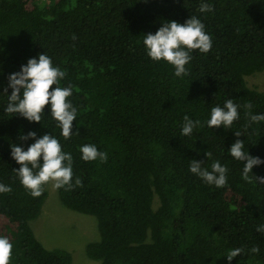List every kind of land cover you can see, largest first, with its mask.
<instances>
[{"label":"trees","instance_id":"16d2710c","mask_svg":"<svg viewBox=\"0 0 264 264\" xmlns=\"http://www.w3.org/2000/svg\"><path fill=\"white\" fill-rule=\"evenodd\" d=\"M201 2L0 0V183L12 188L0 194V237L13 245L10 264L72 261L68 249L44 247L29 226L47 191L33 198L10 154L12 144L27 150L35 142L19 139L29 131L51 134L72 155L73 189L57 194L64 206L95 216L99 238L86 253L98 264H264V234L256 231L264 225V184L245 182L243 162L228 151L241 139L264 160V121L245 130L243 107L251 102L253 114H264V92L246 80L264 70V0H203L214 9L204 13ZM192 16L212 47L193 51L189 74L178 78L173 66L147 56L144 34ZM44 53L66 73L59 86L72 88L77 116L68 140L47 106L40 123L4 111L8 76ZM227 99L240 106L239 119L229 129L209 128L211 109ZM185 115L202 125L187 137ZM87 144L107 161L82 160ZM191 160L209 171L218 160L228 168L227 185L206 184L189 171ZM252 173L264 177V164ZM238 247L245 251L229 262L228 251Z\"/></svg>","mask_w":264,"mask_h":264},{"label":"clouds","instance_id":"9594fccd","mask_svg":"<svg viewBox=\"0 0 264 264\" xmlns=\"http://www.w3.org/2000/svg\"><path fill=\"white\" fill-rule=\"evenodd\" d=\"M210 3L201 2L199 12L213 11ZM75 39V36H73ZM143 44L146 54L153 61H164L174 68V75L178 78L189 74L186 65L192 59L191 53L199 50L207 53L212 47V38L205 31V25L196 16L188 18L184 23L167 21L155 32V34H144ZM66 73L60 68L53 66L51 58L44 54H39L38 58L28 59L20 70L8 76V85L4 89H11V94L7 95L8 103L4 111L11 116L19 115L29 122L40 123L47 106L52 119L57 122L61 129V135L68 140L73 135V121L77 116V110L68 99L72 95V88L61 87L60 81ZM55 86V87H53ZM232 99H227L223 107L215 106L211 109L210 119L207 120L209 128L229 129L233 123L239 119L238 108ZM245 116L249 123L245 125V130L252 124L264 121V114H253V105L248 102L243 105ZM202 126L199 120L193 121L187 115L183 117L181 129L182 136H191L193 129ZM79 135V133H76ZM236 137L243 136V131L234 132ZM21 141L33 139L35 142L24 150L22 146L10 145L11 157L19 165L18 170H14L20 179L22 186L33 197L42 195L44 188L49 183L54 189L63 188L65 191L73 189V157L70 153L62 150V146L57 138L51 134H44L37 138L34 131H29L27 135H21ZM244 142L237 139L228 149L230 156L236 161L243 162L242 179L249 183L264 184V177L255 176L252 173L254 166L264 164V160L259 157L249 155L244 150ZM81 159L85 162L99 160L101 163L107 161V153L100 152L95 145L87 144L80 148ZM207 159H211V153L206 152ZM200 161L191 160L189 171L201 178L206 184L222 188L227 185L228 168L221 165L217 160L211 164V170L202 167ZM252 174V175H250ZM75 186L81 187L80 178L75 179ZM12 191L10 186L0 183V194H8ZM256 231L264 234V225L256 228ZM13 245L7 237H0V264H10ZM245 250L235 248L228 251L226 258L229 262ZM251 253L258 254L260 249L253 247Z\"/></svg>","mask_w":264,"mask_h":264},{"label":"rangeland","instance_id":"374dc122","mask_svg":"<svg viewBox=\"0 0 264 264\" xmlns=\"http://www.w3.org/2000/svg\"><path fill=\"white\" fill-rule=\"evenodd\" d=\"M246 80L250 87L264 92V70L252 73ZM45 190L47 196L39 214L29 220L35 237L46 248L68 249L72 256L71 264H98L86 253V244L99 238L95 216L64 206L51 183L45 186Z\"/></svg>","mask_w":264,"mask_h":264}]
</instances>
